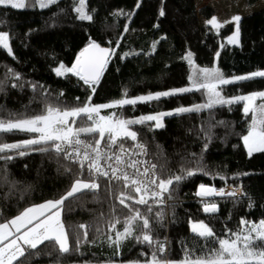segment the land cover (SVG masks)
<instances>
[{
    "label": "trees",
    "instance_id": "obj_1",
    "mask_svg": "<svg viewBox=\"0 0 264 264\" xmlns=\"http://www.w3.org/2000/svg\"><path fill=\"white\" fill-rule=\"evenodd\" d=\"M86 8L93 16L91 21L78 18L72 0H61L43 9L0 6V31L9 34L14 53L13 56L0 50V81H3L0 116L39 111L44 98L39 89L33 91L31 84L34 83L43 85L51 94L47 98L49 103L63 93L59 98L67 106L79 105L89 97L91 104L99 105L114 102L125 94L134 98L185 87L190 84L195 64L198 68H219L226 77L264 70V8L240 19L237 45L228 43L236 31L233 24L203 33L196 0H87ZM161 10L165 13L163 16L159 14ZM121 12L132 15H120ZM93 42L114 49L101 81L95 85V93L78 76L72 73L60 76L55 71L61 64L72 67L82 49ZM189 52L191 63L187 59ZM10 70L19 74L20 79H15ZM221 88L228 97L248 95L264 90V77ZM203 101L201 92H192L151 103L125 105L107 113L134 118ZM245 103L217 107L211 117L208 111L166 116L163 128L141 137L148 147L147 159L165 164L170 172L182 166L194 168L198 163L208 172L207 176L197 174L181 183L172 199L162 206L164 227H156V235L159 239L167 238V256L171 260L181 258L182 242L191 246L190 218L210 222L218 234H223L224 225L236 229L241 218L264 219V152L249 155L243 143L242 137L247 134L252 119V113L243 112ZM218 121L224 123L217 124ZM207 135L211 139L202 152ZM25 138L27 135L20 133L5 136L7 142ZM157 151H162V157L155 155ZM3 168L0 161V177H3L0 179V210L3 211L0 220L14 217L25 207L58 198L70 184L71 178L62 169L58 171L59 164L51 154L33 152L9 162L6 174ZM220 176L225 179H219ZM201 183L216 188H240L241 194L237 198L215 197L219 212L212 218L202 211L200 198L195 195ZM108 210L103 193L95 200L88 194L63 216L67 224L96 222L107 231V225L98 217ZM157 210L161 208H154ZM88 238L94 239L92 231ZM119 251L115 255L114 247L101 239L95 244L83 245L80 253L61 256L60 264H83L84 261L118 264L143 259L141 252L150 253L151 249L129 239ZM57 255L55 252L50 257L42 255L32 264H55Z\"/></svg>",
    "mask_w": 264,
    "mask_h": 264
},
{
    "label": "snow or ice",
    "instance_id": "obj_2",
    "mask_svg": "<svg viewBox=\"0 0 264 264\" xmlns=\"http://www.w3.org/2000/svg\"><path fill=\"white\" fill-rule=\"evenodd\" d=\"M59 0H0V6L12 9L26 7L49 8ZM139 7V4L137 5ZM74 11L80 20L91 21L92 14L86 11V0H75ZM163 16V10L159 13ZM120 15H132L123 13ZM236 15L231 21L236 24L235 34L228 43L236 44L239 37V21ZM208 24L222 27L215 17ZM7 32H0V50L13 55ZM155 47V46H153ZM90 49L98 50V55L88 56ZM114 49L102 48L93 42L89 48L80 53V58L72 67L61 64L55 69L57 75L72 73L80 78L95 93ZM219 56V53L216 54ZM192 53L187 59L191 63ZM11 75L19 80V74L10 70ZM264 77V71H256L245 76L226 78L219 68H198L195 77H189L191 86L149 93L134 98L127 95L111 103L93 105L91 97L79 105L67 106L59 98L53 103L47 98L50 93L43 85L31 84L33 91L39 89L44 98L39 111L8 113L0 116V161L2 171L6 174V165L17 157H24L33 152L51 154L59 164L58 171L69 176L70 184L64 193L56 199H49L41 204L23 208L14 217L0 220V264H32L41 256L50 257L57 253L55 264H60V257L80 253L85 244H95L97 240L114 247L115 255L120 254V247L126 240H135L147 245L151 252H141L143 259L121 262V264H264V219L252 221L241 218L236 229L223 227V234H218L210 222L192 221L190 231L193 234L191 246L182 242V255L179 260L168 258L169 242L167 238L159 239L156 227H164L162 206L172 199L181 183L197 174L208 175L202 164L194 168L181 167L170 172L165 164L153 163L148 147L141 137L164 127L162 119L166 116H179L186 113L208 111L210 117L217 107L231 106L245 101L243 112L256 114L249 130L242 137L243 143L251 155L253 151L264 152V91L250 95L225 97L220 86L234 84L238 81ZM3 81H0L2 90ZM16 85H13L15 87ZM21 87L23 85H20ZM201 92L202 103L192 106H180L174 111L158 112L125 118L116 112L101 115L103 109H119L125 105L151 103L163 97L177 96L185 93ZM79 100V97L76 98ZM260 103H256L257 100ZM218 121L217 124H223ZM17 133L26 134L27 138L7 142L5 136ZM202 152L207 148V141ZM160 149V146H156ZM162 157V151H157ZM195 157V154H192ZM202 160V153L199 158ZM63 161V162H62ZM3 179V177H0ZM219 179L224 180V176ZM101 193L108 201V213H101L98 220L107 225V231L96 222L67 224L63 214L72 211L73 204L91 194L97 199ZM195 195L200 198L202 211L215 218L219 204L215 197L237 198V190L225 191V188L201 183ZM66 202L67 205H66ZM160 207L161 210L154 211ZM3 211L0 210V217ZM155 226V227H154ZM89 231L94 239L89 240ZM83 264H89L84 261ZM115 264V262H108Z\"/></svg>",
    "mask_w": 264,
    "mask_h": 264
},
{
    "label": "rangeland",
    "instance_id": "obj_3",
    "mask_svg": "<svg viewBox=\"0 0 264 264\" xmlns=\"http://www.w3.org/2000/svg\"><path fill=\"white\" fill-rule=\"evenodd\" d=\"M59 1H61V0H59ZM72 1H73V3H75V0H72ZM196 2H197V7H198L199 13H200V22H201V27H202L203 33H207V32H210L212 30H218L219 29L213 25L208 24V21L210 19H212L213 17H215L217 19V21L222 26H227V25L233 24L236 27V24L234 22H229V21H231L232 17L239 15L241 18H243L247 15H250L251 13H254V12L259 11L260 9L264 8V0H196ZM86 7H87V0H86ZM86 11H87V8H86ZM239 31H240V29H239ZM0 32H4V31H0ZM228 40H229V38H228ZM237 44H239V37H238V42L234 45H237ZM10 46H11V44H10ZM194 69L195 70L198 69V66L196 64L192 68L191 77H195V75H196V72ZM262 71H264V70H262ZM249 74H251V73H249ZM249 74L234 75V76H230V77L225 76V77L231 79V78L236 77V76H245V75H249ZM191 83H192V81L190 80V84L185 86V87L191 86ZM167 91H169V90H167ZM258 92H260V91H258ZM155 93H157V92H155ZM147 94H149V93H147ZM147 94H145V95H147ZM221 94L223 95V91ZM250 94H252V93H250ZM250 94H248V95H250ZM223 96H225V95H223ZM225 97H228V96H225ZM233 97H236V96H233ZM260 102L261 101L259 99L256 101L257 104ZM108 110H110V109H103L101 111V115L113 113V112L107 113ZM165 112H168V111H165ZM251 118L255 119L256 114L252 113ZM252 119H251V122H252ZM162 123L165 124V117L162 119ZM256 152L257 151H253V153H256ZM233 189H236V190L238 189V191H239V188L234 187ZM230 190H232V188H230V187L225 188V191H230ZM252 221H259V220H252ZM124 262H127V261H124ZM118 264H121V262H118Z\"/></svg>",
    "mask_w": 264,
    "mask_h": 264
},
{
    "label": "water",
    "instance_id": "obj_4",
    "mask_svg": "<svg viewBox=\"0 0 264 264\" xmlns=\"http://www.w3.org/2000/svg\"><path fill=\"white\" fill-rule=\"evenodd\" d=\"M95 43H96V44H99L100 47H102V48H109V49H112V47H110V46H104V45H102V44L99 43V42H95ZM91 44H92V43H91ZM86 48H89V45L86 46L85 48H83L82 51H84V49H86ZM82 51H81V52H82ZM81 52H80V53H81ZM80 53H79V55L77 56L75 62L73 63V66L76 64L77 59L80 58ZM87 55H88V56H95V55H98V50H96V49H90V50H89V53H88ZM112 55H113V54H111L110 57H109V59H108V63H107V65H106V67H105V69H104L102 75L100 76L99 82L101 81V79H102V77H103V74H104L106 68H107L108 65H109V62H110V59H111ZM99 82H98V83H99ZM98 83H97V84H98ZM97 84H96V85H97Z\"/></svg>",
    "mask_w": 264,
    "mask_h": 264
},
{
    "label": "built area",
    "instance_id": "obj_5",
    "mask_svg": "<svg viewBox=\"0 0 264 264\" xmlns=\"http://www.w3.org/2000/svg\"><path fill=\"white\" fill-rule=\"evenodd\" d=\"M145 159H147V157H145ZM237 195H240L241 194V190L239 189V191H238V189H237Z\"/></svg>",
    "mask_w": 264,
    "mask_h": 264
},
{
    "label": "bare ground",
    "instance_id": "obj_6",
    "mask_svg": "<svg viewBox=\"0 0 264 264\" xmlns=\"http://www.w3.org/2000/svg\"><path fill=\"white\" fill-rule=\"evenodd\" d=\"M230 188H232V187H230ZM233 189V188H232Z\"/></svg>",
    "mask_w": 264,
    "mask_h": 264
},
{
    "label": "clouds",
    "instance_id": "obj_7",
    "mask_svg": "<svg viewBox=\"0 0 264 264\" xmlns=\"http://www.w3.org/2000/svg\"><path fill=\"white\" fill-rule=\"evenodd\" d=\"M240 189V188H239ZM241 190V189H240Z\"/></svg>",
    "mask_w": 264,
    "mask_h": 264
}]
</instances>
